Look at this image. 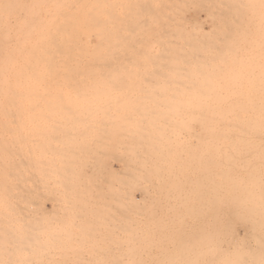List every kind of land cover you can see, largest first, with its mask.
Returning a JSON list of instances; mask_svg holds the SVG:
<instances>
[{
	"label": "bare ground",
	"instance_id": "6f19581e",
	"mask_svg": "<svg viewBox=\"0 0 264 264\" xmlns=\"http://www.w3.org/2000/svg\"><path fill=\"white\" fill-rule=\"evenodd\" d=\"M255 1L260 0H0V264H34L40 251L36 245H54L57 237L59 243L71 241L76 250L83 248V256L97 260L105 250L111 252L110 259L125 250L123 257L131 264H264V159L261 165L249 158L260 150V143H239L250 140V126L258 116L264 117V110L260 112L264 103H259L260 90L224 94L216 79L226 72L228 62L236 56L239 60L234 41L255 15L251 12L247 22L243 9L250 6L241 9L240 4ZM188 3L226 8L219 10L223 7L219 5L213 12L208 7L206 17L192 10L186 20L175 12L178 5ZM259 16L262 19L263 14ZM205 19L212 29L201 22ZM256 22L255 31L250 29L256 35L253 58L259 61L264 57V21ZM178 27L200 29L203 34L183 43ZM241 37V42L248 39ZM250 39L243 47L240 41L237 44L246 48ZM98 47L106 49L104 58L96 55ZM220 53L230 59L227 64H222ZM219 57L222 63H217ZM104 76L110 79L105 89ZM119 76H128L123 80L128 84L122 85ZM136 78L147 81L138 80L140 86L153 81L147 93L138 90L144 87L136 89L145 96H130L129 89L138 86ZM118 80L124 93L130 87L126 91L130 95L121 89L116 93L121 87L111 81ZM169 122L193 124L200 132L174 137L165 128ZM263 127L258 138L264 136ZM211 130L217 138L211 139L210 147L220 146L221 138L229 141L225 145L230 149L222 143L216 153H209ZM232 142L244 145L246 152L240 147L236 149L240 153L231 152L232 145H239ZM209 154L218 159H209ZM18 199L20 207H44L41 214L48 203L62 214L66 210L67 222L62 220L57 229L51 225L47 232L44 214L41 226L21 224L19 213L24 209L17 213L9 208L17 207ZM101 207L126 208L105 214ZM95 223L105 233L98 225L97 235L88 233ZM167 234L172 239L165 238ZM111 237L116 244H111ZM105 241L115 246L113 253L110 246L92 245Z\"/></svg>",
	"mask_w": 264,
	"mask_h": 264
},
{
	"label": "rangeland",
	"instance_id": "374dc122",
	"mask_svg": "<svg viewBox=\"0 0 264 264\" xmlns=\"http://www.w3.org/2000/svg\"><path fill=\"white\" fill-rule=\"evenodd\" d=\"M260 1H261V0H260ZM260 1H257V4H256V1H255V4H256V5H255V4L253 5L254 2H252V4H251V2H250L249 5H248V3H245V4L242 3V4H240V5L243 6V7H240V5L238 4V6H239L241 9L244 8V6H245V7L250 6V9H249V7H247L249 10H248L247 8L243 9V11L245 10V11H244L245 13L248 14V12H249L250 15L245 14V16H247V17H244L243 15H241V13L243 14L244 12L239 11V9H240L239 7H238V12H241L240 15L243 16L244 19L246 18V20H248L247 22H249L250 19H252V21L250 20V22H249V23L251 24V25L249 24L251 27L249 26V27L247 28L246 31L242 32V33H244V34H241V35L239 34V35H240L239 37H240L241 39H242L241 36H244V38H248V39H243L244 42L242 41V42H243V43H242V42H241V39L237 37V39H239V40H238V41H237V40L234 41V48L236 47L237 49H240V50H241V48L243 47L242 44H244V43L246 44V43H247L246 41H248V40L251 38L250 41H249L250 43L248 42V44H250V45H249V46H248V44H247V46L244 45V47H246V48L248 47V48H247L248 50H247L246 48H242V51H240V50H239L240 52L238 51V54H237V55H238V59H239L240 61L237 60V56H236L235 60L232 61V63H229L228 61H230V59H229V60H228V59H224V58H225V57H223L224 54L220 53V54L222 55V56H220V57H221V58L223 57V58H222V59H223V63H222V59H221L220 57H219L218 61L216 60L217 63L227 64V62H228L226 68H227V70H228V69H229V70L231 69V70H230V71H229V70L227 71V70L225 69L226 72L224 71L223 74L221 73L222 75H221V74L218 75V76L216 77V79L218 80V81H217V85L219 84V88H222V87H223V92H222V93H224V94H227V93H228V94H229V91H230V94H235V95H238L239 93H241L240 95L245 94L244 92H246V93H250V94H256V93H255L256 91L254 92V90L258 89V91L260 90L261 93H262V94H260V91H259V93L257 92L258 97L260 98L259 101H261V99L263 100V102L261 101V102H259V103H264V90H263V89H262L263 91L261 90V87L264 88V57H263L261 60H259V61H258V59L253 58V57H254V53H253V52H254V47H253L254 45L252 44V42L255 44V41H254V40H255V38H256V37H255L254 39H252L253 36H256L255 33H254V31H255V27H253V23H255L256 21H257V22H258V21H259V22L264 21V18H263V17H264V11H262V10L264 9V1H262V2H260ZM258 3H259V4H258ZM180 5H181V4H180ZM187 5H188V8H184V7H187ZM194 5H195V6H194ZM202 5H203V4H201V5H200V4H192V6H191L190 3H188V4H184L182 7L178 5V8H177L178 11L175 10V11H176L175 13H178L179 16H183V18L185 17L184 19L189 20L190 17H191V14L194 13L195 11L198 12V13L201 12L202 15H204V16L206 17L207 14H205V13H208L207 10H206V9H208V7H210L211 9H212V7H213V8H214V9L212 10L213 12H214L215 10L217 11L218 8H219V10H223V9L226 8V7H224L225 4H221V5H223L224 8H223L220 4H219V5H220L221 7H218V6H219L218 4H209L208 6L205 5V7H203L204 5H203V6H202ZM215 5H216V6H215ZM261 5H262V6H261ZM201 6H202L203 8H200ZM211 6H212V7H211ZM253 6H254V7H253ZM167 7L169 8V10H167V14H168V15H171V14H172V12H171V7H169V5H168ZM179 7H181V8L179 9ZM193 7H195V10H194ZM206 7H207V8H206ZM217 7H218V8H217ZM255 7H260L261 9H260V8H259V9L257 8V9H256L257 11H256V10H255ZM216 8H217V9H216ZM220 8H221V9H220ZM251 8H253V10H252ZM262 8H263V9H262ZM184 9H185V10H184ZM190 9H191V11H190ZM241 9H240V10H241ZM183 10H184V11H183ZM186 10H187V11H186ZM192 10H193L194 12H193ZM246 10H248V11L246 12ZM250 10H252V11H250ZM254 10H255V11H254ZM202 11H205V12H202ZM259 11L261 12V14H263L262 19H259V17L261 18V16H259V15H261V14H259ZM251 12H253V13L255 14V15L253 16V18H250L251 15H253V13H251ZM257 12H258V15H256ZM224 13H225V12H223V14H224ZM146 14H147V13H146ZM181 14H183V15H181ZM255 16H256V17H255ZM249 18H250V19H249ZM257 19H258V20H257ZM253 20H254V22H253ZM201 22L205 25V27H206L207 29H212V28H213L212 23H211L209 20H206V19H205V20H203V21L201 20ZM257 22H256V23H257ZM208 23H209V24H208ZM262 23H264V22H262ZM207 24H208V25H207ZM82 26H85V23L82 24ZM252 27H253V28H252ZM178 28L180 29V32H181V30L184 31L183 33L181 32L183 35H186V34L188 35V36H183V35L181 34L183 37L186 38V40H185L183 37L181 38V35H180V36L178 35V34H179V29L176 30V31H177V37H178V39H181V40L183 41V43H185V42L187 41V39H188L189 36H190V40L192 39L191 42H193L196 38H198V37H197L198 34H203V32H202L200 29H199V30H198V29L190 30V29H187V28H186V29L184 30L183 27H181L182 29H181L180 27H178ZM250 28L253 29L254 31L251 30ZM103 29H106V27L103 26ZM263 29H264V24H263V28H262V30H263ZM191 31H192L193 33H192ZM195 31H196V34H197V35H194V34H195V33H194ZM188 32H189V33H188ZM246 32H247V33H246ZM191 33H192V34H191ZM189 34H191V35H189ZM193 35L195 36V38L193 37ZM249 35H250L251 37H248ZM191 36H192V38H191ZM193 38H194V39H193ZM81 39H82V41L86 42V38H85L84 35L81 36ZM181 40H180V43H181ZM188 41H189V40H188ZM239 41H240V42H239ZM237 42H239L240 46L242 45V47H240L239 44H237ZM91 43H93L92 46H93L94 44L96 45V41H95L94 39H91ZM104 43H105V42H104ZM104 43H103V46H105ZM183 43H181V44H183ZM189 43H190V41H189ZM251 44H252V46H251ZM95 45H94V46H95ZM235 45H236V46H235ZM94 46H93V47H94ZM237 46H238V47H237ZM252 47H253V49H252ZM99 48H100V47H98L97 49H99ZM105 48H106V46H105ZM249 48H251L252 51H251V49H249ZM97 49L95 50V52L98 53V54L96 53V55H99L100 57H103V58H104V56H105L104 54H106V52H105L106 49H105V50L103 49L104 51L101 50L102 48H100V50H97ZM244 50H246V52H245ZM99 51H100V52H99ZM243 51H244V55H245V57H244V55H243ZM250 51H251V52H250ZM101 52H102V54H103V52H105V53H104L103 55H102V54L100 55L99 53H101ZM248 52H249V53H248ZM240 53H241V54H240ZM250 53H253V56H252V54H250ZM220 54H219V55H220ZM246 54H248V56H249V55H251V56L248 57ZM96 55H95V57L97 58ZM242 56H243V57H242ZM217 57H218V56H217ZM239 57H240V58H239ZM241 57H242V59H241ZM244 58H245V60H244ZM246 58H247L248 60H247ZM220 59H221V60H220ZM226 60H228V61H226ZM231 60H232V59H231ZM236 60H237L238 62H237ZM242 60H243V62L241 63ZM253 60H254V62L252 63ZM255 60H256L257 62H255ZM248 61H249V62H248ZM103 62H105V59H103ZM233 62H234V64H233ZM235 62H237V63H239V64L235 65V64H236ZM255 63H257L256 66H255ZM249 64H252L250 68L247 67V65L249 66ZM228 65H229V67H228ZM233 65H234V66H233ZM244 65H245L246 67H245ZM253 65H254V66H253ZM241 66L244 67V68H242ZM105 67H106V66H105V63H103V70L106 69ZM233 67H234V68H233ZM235 67H236V68H235ZM255 67H256V68H255ZM261 67H262V68H261ZM104 68H105V69H104ZM239 68H240V69H239ZM254 68H255V69H254ZM237 69H238V70H237ZM246 69L249 70L250 73H248V71H247ZM240 70L242 71V73L244 72V70H245L246 72H244V73L242 74ZM251 70H252V71H251ZM256 70H258V71H256ZM237 71H238L239 73H238ZM227 72H229V73H228L227 75H225V76H226V77H225V76H224V73H227ZM230 72H231V73H230ZM252 72H254V73H252ZM235 73H237L236 76H235ZM231 74H234V75L232 76ZM239 74H241V75L244 76L243 79H242L241 75H239ZM247 74H249V75L252 74V76H249V75H247ZM245 75H246V76H245ZM115 76H116V75H115ZM115 76H112V77H113V78H112V77L109 75V78L114 79ZM130 76H131V75H130ZM130 76H129V77H130ZM219 76H220V77H221V76L223 77V82H222V77L219 78ZM105 77H106V76L103 77V80H104V81H103L102 84H101V86H102L103 88H104V87L106 88V87L110 84V83L106 82V81H108L109 78H108V77L105 78ZM119 77H120V78H119ZM119 77H118L119 80H120L121 77H122V81H123L124 78H126V77H127V79H128V76H124V77H123V76H119ZM132 77H134V76L132 75V76L130 77L131 80L129 79V81H131L132 84L135 86L136 84L133 83V80H135V79H133ZM237 77H238V78H237ZM250 77H251V78H250ZM252 77H254V79H255V77H256V81H257L258 83H257L254 79H253V80H254L255 82H253ZM134 78H135V77H134ZM140 78H141V77H140ZM143 78H144V77H143ZM218 78H219V79H218ZM240 78H241L243 81H242ZM115 79H116V78H115ZM132 79H133V80H132ZM136 79H137V78H136ZM145 79H146V78H145ZM220 79H221V80H220ZM109 80H110V79H109ZM119 80L117 81V82H119V83H115L114 81H113V82H114V83H113V82L111 81V84H112V85L115 84L114 86H115V88H116L117 84L120 85V83L122 82V81L120 82ZM138 80L141 82V80L143 81L144 79H141V80H140V79L138 78L137 81H136V83L138 82ZM227 80H228V81H227ZM115 81H116V80H115ZM126 81H127V80L125 79V81L122 82V85H123V83H127ZM232 81H233V82H232ZM241 81H242L243 83H242ZM244 81H245L246 83H245ZM248 81H249L250 83H249ZM105 82H106V84H107L106 86H104V85H105V84H104ZM131 82L129 83V85L131 84ZM146 82H147V81H146ZM146 82H145V80H144V83H146ZM218 82H219V83H218ZM230 82H231V84H230ZM238 82H240V84H239ZM247 82H248V83H247ZM151 83L153 84V81H152ZM151 83L144 84V86H140V85H143V84H141V83L138 84V83H137V85H138L137 88L134 87V88H135V91H134V89H132L133 87H131V88H130V87H127V84H128V83H127V84L125 85L127 88H125V89L128 90V89L130 88V89H129V90H130L129 92H131L132 94L129 93V92L127 93V92H126L127 90L125 91V93H127V94H125L124 91H123V90H124V89H123L124 87H121L122 85H121V86H117V88H118V87H121V88H118V90H116V93H117V92H120V91L122 90L121 92H122L123 94H125V95H130V94H131L130 96H132V95H139V94H141V93L146 92L145 90H147V88H148L149 85H152ZM223 83H224V84H223ZM233 83H234L235 85H234ZM236 83H237V84H236ZM259 83H260L261 85H260ZM132 84H131V85H132ZM220 84H222V85L220 86ZM244 84H245L246 86H247V85H248V86L246 87V86H244ZM256 84L259 85V86H257ZM112 85H111V86H112ZM145 85H147V86H145ZM155 85H156V83H154V87L157 86V85H156V86H155ZM225 85H227L228 87L225 86ZM233 85H234L235 87H233ZM238 85H239V86L241 85V87L239 88ZM249 85H251V86H249ZM255 85H256V86H255ZM139 86H140L141 88H142V87H144V88L140 90V89H138ZM152 86H153V85H152ZM152 86H151V89H154V87L152 88ZM243 86L245 87V89H243V88H244ZM112 87H113V86H112ZM146 87H147V88H146ZM217 87H218V86H217ZM229 87H233L234 90H233L232 88H229ZM236 87H237V88H236ZM248 87H249V89H246V88H248ZM250 87H251V88H250ZM257 87H258V88H257ZM105 88H104V89H105ZM113 88H114V87H113ZM119 89H121V90L119 91ZM136 89H138L139 91H142V90H143L144 92H139V91H137V92H138V93H137V92H136ZM155 89H156V88H155ZM225 89L227 90L226 92H225ZM231 89H232V90H231ZM238 89H239V90H238ZM250 89H251L254 93H253ZM148 90H150V89L148 88ZM241 90H242V91H241ZM243 90H244V91H243ZM132 91L135 92V94H133ZM152 91H153V93H155L154 90H151V92H152ZM231 91H232L233 93H231ZM239 91H241V92H239ZM248 91H249V92H248ZM236 92H237V93H236ZM116 93H115V94H116ZM136 93H137V94H136ZM146 93H147V92H146ZM146 93H144V94H142V95L145 96ZM149 93H150V92H148V94H149ZM118 94H119V93H118ZM148 94H147V95H148ZM150 94H151V93H150ZM259 95H260V96H259ZM225 100L228 101L227 99H225ZM260 105H261V104H260ZM262 105H263V104H262ZM263 106H264V105H263ZM263 106H262V109H260V112H261L262 110H264V107H263ZM259 108H261V106L257 107V113L259 112ZM258 114L261 115V113H258ZM256 115H257V114H256ZM261 116H264V115H261ZM215 118H216V116H215ZM215 118H214V119H215ZM259 118H260V120H258ZM211 119H212V118H211ZM214 119H212V120H211L212 122H210V123H214V121H213ZM215 120H216V119H215ZM219 120H220V119H219ZM257 120H258V121H261V122H259L260 124H259V123H256ZM257 120H256L255 122L253 121V123H252L251 126H250V130H251V132H252V133L249 134V135L251 136V138H249L250 140H240V141L238 140V141H239L240 144L243 143L245 146H246L245 143L253 144V145L255 144L254 146H259V143H260V147H259L260 150H258V152L253 153L252 156H250V157L247 156V157L256 160V163H257V164H261V165H262V163L259 162V161L262 160V159H264V156H263V155H264V147H263V146H264V136L261 135V134H258L259 136L261 135V136H260L261 138L259 137V138L261 139V141H260L259 138H258V136H257V133H258L257 131L260 130L259 128H262V127H263V126H261V123H262V122L264 123V117L261 118V117L258 116V117H257ZM258 121H257V122H258ZM215 122H216V121H215ZM220 122H221V120H220ZM263 123H262V124H263ZM160 124H161V123H160ZM164 124H165V123H163V126H164ZM214 124H215V123H214ZM211 125H212V124H211ZM263 125H264V124H263ZM160 126L162 127V124H161ZM167 127L170 129V131H171V133H172V135H173L174 137L177 136L178 134H179V135H180V134H184V135H185V134H188V133L191 132L190 135H192L194 131H195L196 133H199V132H200V128H199L198 126L196 127V126H194L193 124H189V123H186V122H180V123L178 122L177 124H175V123H173V122H169L168 124L165 125V128H167ZM209 127H210V125H209ZM211 127H212V126H211ZM263 128H264V127H263ZM163 129H164V127H163ZM218 129L220 130V127H219ZM261 130L264 131L263 129H261ZM197 131H198V132H197ZM211 131H212V130H211ZM211 131L208 133V137L210 138V139L208 138V139H209V140H208V144H209V143L211 144V139H212L213 137H214V139H216V138H217V137H216V136H217L216 134L220 132V131L217 132V130H216L217 133L215 134L216 136H214V132H215V131H212V133H211ZM262 131H261V132H262ZM259 133H260V132H259ZM262 133H263V132H262ZM263 134H264V133H263ZM212 135H213V136H212ZM221 137H223V136H221ZM255 137H256V138H255ZM262 137H263V138H262ZM220 139H221V138H218V140H217L218 142H219V141H223V142H221V144L219 143L220 146L217 145V144H218L217 141H216V142H217V144H216L217 146H216V147H213L214 145H213L212 147H210V144H209V146H208V149L210 150L209 153H212V152H215V153H216L217 148H218V149H221L220 147H221L222 143H224L223 145L225 146V148L228 147V149H230L228 144L225 145V143H228L229 141H227V140H220ZM223 139H225V138L223 137ZM191 140H192V141H191ZM193 140H194V141H193ZM190 142H193L192 144H194V145L197 144V143L195 144V142H196L195 139H190ZM214 142H215V141H214ZM236 143H237V142H232L231 144H236ZM239 143H237V145H238ZM262 143H263V144H262ZM229 144H230V143H229ZM240 144H239V145H240ZM223 145H222V146H223ZM227 145H228V146H227ZM239 145H238V146H236V145H232V147H233V146L235 147V148L233 147L235 150L233 149L234 151L231 150V152H234V153H240V152L242 153V151H243V152H246V150H242V147H243L244 145H243V146H241L242 144H241L240 146H239ZM262 145H263V146H262ZM238 147H240V152H238L239 150L236 151V149H237ZM252 147H253V146H252ZM262 147H263V148H262ZM243 148L246 149V147H243ZM254 148H255V147H253V149H254ZM257 148H258V147H257ZM257 148H256V150H257ZM259 148H258V149H259ZM214 149H215V151H214ZM223 149H224V147H223ZM248 149H249V148H248ZM250 149H252V148H250ZM211 150H213V151H211ZM224 150L226 151V153H228V150H227V149H224ZM219 151H222V150H219ZM225 151H224V152H225ZM259 151H261V152L259 153ZM229 152H230V150H229ZM212 154H213V153H212ZM212 154H209V159H212V160L216 159V160H217L218 157H217L216 155L213 157ZM226 157H227V156H226ZM241 157H243V156H241ZM121 181H123V180L121 179ZM138 195H139V197H142L143 194H142L141 192H138ZM120 202H122V201H120ZM118 203H119V202H118ZM118 203H117V205H119ZM20 206H21V204L19 203V199H18V205H17V207H9V208H10V209H11V208H12V209L14 208L15 210H14V209H13V210L16 211L17 213L24 209L23 211H21V212L19 213V215H21V217H20V216L17 217L18 219L21 218V222H20L21 224L23 223V224L27 225V223H28V225H29V222H32L34 225L38 226V224H39V225L42 224V220H43V217H44V215H45V217L47 218L48 221H45V217H44V220H43V224H42V226L46 225V227H45L44 230H46V232H47L48 229H46V228L51 227V225H52V228H53V229H54V228L57 229V226H60L59 224L61 223L62 220H64V221L66 220V222H67V218H66L65 215H64V214L66 213V210L64 211V209H66V208H63V211H64L65 213L63 212L64 214H62V211H61L62 209L60 210V208L57 209V207H54V210H55V211H54V210H52L53 207H51L50 204L48 203V204L46 205V207H45V210L42 211V214H41V211H40V210H42L44 207H43V208L41 207V209H39V207H37V208L35 209V207H30V208H29V207H20ZM129 206H130V205H128L127 207H129ZM19 207H20V209H19ZM9 208H8V209H9ZM33 208H34V209H33ZM51 208H52V209H51ZM96 208H100V207H96ZM101 208H102V209H105V210H104V211H105L104 213L106 214V213H109L110 209L114 211V210H116L115 208H117V209H124V208H126V207H122V208H121V207H115V208H114V207H108V208H107V207H101ZM18 209H19V210H18ZM28 209L30 210V212H32L33 210H35V214L37 213L36 217H35V216L32 217V215L34 214V211L32 212L33 214L31 213V214H32V215H31V214L28 213V212H29ZM50 209H51L52 211H50ZM17 210H18V211H17ZM26 210H27V211H26ZM56 210H57V211H56ZM108 210H109V211H108ZM25 211L27 212V214H26ZM45 211H46V213H45ZM59 211L61 212V215L63 216V218H62V216L60 215ZM106 211H107V212H106ZM24 212H25V213H24ZM49 212H50V213H49ZM55 212H56V213H55ZM57 212H58V213H57ZM21 213H22V214H21ZM35 214H34V215H35ZM43 214H44V215H43ZM53 214H54V215H53ZM55 214H57V215H55ZM38 215H39V216H38ZM22 216H23V217H22ZM29 216H30V218H29ZM37 216H38V218H40V219L37 220ZM41 216H43V217H41ZM52 216H53V218H52ZM54 216H55V218H54ZM19 217H20V218H19ZM25 217H26V218H25ZM27 218H29V219L26 220ZM33 218H34V219H33ZM41 219H42V220H41ZM29 220H30V221H29ZM34 220H36V221H34ZM108 220H109V219H108ZM108 220H105V222H106V221L108 222ZM23 221H24L25 223H24ZM27 221H28V222H27ZM58 221H59V222H58ZM36 222H37V224H36ZM45 222H46V223H45ZM48 222H49V223H48ZM50 222H51V224H50ZM109 222H110V220H109ZM0 223H1V222H0ZM17 223H19V222H17ZM20 223H19V224H20ZM55 223H57V224H55ZM49 224H50V225H49ZM93 224H94V223H93ZM93 224H92V225H93ZM107 224H108V223H107ZM55 225H56V226H55ZM61 225H62V224H61ZM64 225L67 226V224H65V222H64ZM92 225H90V228H89V230H88V231H89L88 233H91L92 235H94V234L97 235V233L99 232V231H98L99 229H100V232L103 230L102 232L105 233V229H102V230H101L100 226H99L97 223H95V225H96L95 227L97 228V225H98V226H99V229H98V228L96 229L97 232L94 230V231L96 232V233H95V232L93 231V229H95V227L93 226L94 228L91 229V226H92ZM40 226H41V225H40ZM104 226H105V224H104ZM52 228H51V229L49 228V229H50L49 231H51ZM162 230H164V229H162ZM90 231H91V232H90ZM92 231H93V233H92ZM121 231H122V229H121ZM121 231L119 230V232H121ZM102 232H101V234H103ZM123 232H124V231H122V233H120V234H125V233H123ZM125 232H127V231L125 230ZM129 233H132L131 230H129ZM91 234H90V235H91ZM167 235H168L169 237H168V236H165V238H171V239H172V237L170 236L171 234H167ZM111 236H113V235H111ZM122 237L124 238V237H126V236L124 235V236H122ZM163 237H164V236H163ZM113 238H115V237H111V238H109V239H110V240H113ZM123 238H122V240H121L122 242H123V240L125 239V238H124V239H123ZM59 239H60V238H59ZM56 240H57V242H58V245H57ZM56 240H54L53 242H55L54 245H56L57 247L54 246L53 243H52V244H51V243L47 244V247H46V248H45V246H46L45 244H46V243H43V245H39V244L36 245L35 248L37 249V251H36V249H33V251L35 250L36 252H38V251L40 250V251L38 252V254H35V253H36L35 251L33 252V254H35V256H37V257H35V256L33 255V256H34V259H33V260H34L35 262H37L36 264H57V263H58V264H62V263H63V264H81V263H82V264H98V263H101L100 261H98L99 259H101V261H103V262L106 263V264H110L111 262H112L111 264H125V262H128V260H126V258L123 257L124 254H125V250H123V252H121V253L123 254L121 257L117 258V257L111 256L112 259H110V258L107 257V256H109L108 254H111V252L109 253V252H107L108 250H105L104 252H102L101 254H99V256L102 257V258H105V257H106V259L108 258L107 261L104 260V259L102 260V258H99V257H98V260H97V258H95V257H94V258H89L87 255H86L87 257H86V256H83V255H85L83 248H82V250H81V249L79 250L78 248H77L78 250H76V246H75V244H71V243H73V242H71V241H70V243H69V241H68V243H66L67 240H66V239H64V240L62 239L63 241L66 240L65 243H66L67 245L65 244V245H66V246H65L64 243H62V242H63L62 240H60V243H59L58 237L56 238ZM114 240H115V239H114ZM114 240H113V241H114ZM94 242H95V239H94ZM94 242H93V243H94ZM106 242H107V241H105V242H101L102 244H101L100 242H99V243H96V244L94 243V244H92V245H94L95 247H97V245L99 244L98 246L101 245L103 248H104L105 246H107V247L110 246L109 248H111V250L115 247V246H113V245H114L113 243L116 244L115 241H114V242H111V244H113V245H112L113 248L111 247V245H110V243H109L110 241H108L107 243H106ZM62 244H63V246H62ZM107 244H108V245H107ZM52 245H53L54 247H52ZM59 245H60L61 248L59 247ZM70 245L75 247V248H72L74 251L76 250L75 252L72 251V250H70V249H71V248H70ZM119 245H120V244H119ZM122 245H124V244H122ZM122 245H121V246H122ZM43 246H44V247H43ZM48 246H49V248H48ZM64 246H65V247H64ZM41 247L43 248V250H42ZM58 247H59V248H58ZM62 247H63V248H62ZM53 248H54L55 250H54ZM56 248H57V249H56ZM69 248H70V249H69ZM47 249H48V250H47ZM49 249H50V251H49ZM59 249H60V250H59ZM61 249H62V250H61ZM51 250H52L53 252H52ZM66 250H67V251H66ZM42 251H43V252H42ZM44 251H46V252H44ZM71 251H72V252H71ZM79 251H80V252H79ZM40 252L43 253V254H41ZM51 252H52V253H51ZM67 252H68V254H67ZM77 252H79V253H78L79 256L77 255ZM53 253H54L55 255H57V256L55 257V255H52ZM63 253L65 254V256H66L67 258H66L65 256L63 257V256L61 255V254H63ZM80 253H81V254H80ZM105 253H106V254H105ZM112 253H113V250H112ZM121 253H120V255H121ZM39 254H40V255H39ZM49 254H50L51 256H50ZM58 254H59V255H58ZM64 254H63V255H64ZM70 254H73V255H70ZM44 255H45V256H44ZM74 255H75V256H74ZM102 255H103V256H102ZM112 255H113V254H112ZM42 256H43V257H42ZM47 256H48V259L46 258ZM76 256H78V257L81 256V257L78 258V257H76ZM51 257H52V259H51V263H50L49 260H50ZM71 257H74V258H71ZM91 257H93V256H91ZM122 257H123V258H122ZM35 258H36V259H35ZM44 258H46V259H44ZM62 258H63V259H62ZM65 258H66V259H65ZM87 258H88V261L86 260ZM42 259H43V260H42ZM58 259H61V260L59 261ZM72 259H73L74 261H73ZM79 259H80V260H79ZM81 259H83V260H81ZM95 259H96V260H95ZM46 260H47V261H46ZM56 260H57V261H56ZM94 260H95V261H94ZM109 260H110V261H109ZM112 260H113V261H112ZM38 261H40L41 263H40V262L38 263ZM58 261H59V262H58ZM66 261H67V263H66ZM91 261H92L93 263H92ZM97 261H98V262H97ZM117 261H118L119 263H118ZM35 262H33V263L35 264ZM47 262H48V263H47ZM54 262H55V263H54ZM60 262H61V263H60ZM76 262H77V263H76ZM103 262H102V264H103ZM135 262H136V261H135ZM136 263L139 264V261L136 262ZM136 263H135V264H136ZM126 264H131V263L128 262V263H126Z\"/></svg>",
	"mask_w": 264,
	"mask_h": 264
}]
</instances>
